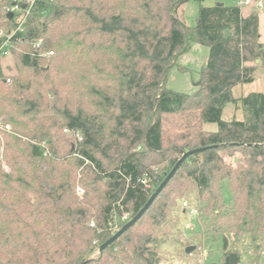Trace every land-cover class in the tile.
<instances>
[{
    "label": "trees",
    "instance_id": "16d2710c",
    "mask_svg": "<svg viewBox=\"0 0 264 264\" xmlns=\"http://www.w3.org/2000/svg\"><path fill=\"white\" fill-rule=\"evenodd\" d=\"M189 1L0 0L6 35L26 16L10 54L28 72L8 77L0 56L1 124L12 128L0 154V264H167L154 228L168 224L170 196L187 185L197 191L198 235L223 240L221 264L242 260L228 235L249 236V264H262L264 93L233 95L264 68L259 11L201 7L190 27L180 15ZM38 41L55 55L39 57ZM192 44L210 48L197 92L169 90L168 74ZM61 91L76 102L61 105ZM230 103L243 120L222 119ZM66 133L78 134L75 150L63 151ZM200 148L208 149L185 160L144 216L100 252L117 233L111 225L126 214L131 221L183 155ZM175 252L168 264H203Z\"/></svg>",
    "mask_w": 264,
    "mask_h": 264
},
{
    "label": "rangeland",
    "instance_id": "374dc122",
    "mask_svg": "<svg viewBox=\"0 0 264 264\" xmlns=\"http://www.w3.org/2000/svg\"><path fill=\"white\" fill-rule=\"evenodd\" d=\"M256 3L258 0H253ZM223 4L224 6L231 7L236 6L234 0H205L203 2H198L195 0H190L182 9L180 10V15L185 21V23L190 27H195L197 24V19L199 17V11L201 7L211 8ZM18 10H15L16 12ZM259 30L262 37L261 42L264 44V10H259ZM242 12L245 16L249 13V7L242 8ZM6 26H0V36L2 37L5 33ZM17 55L9 54L7 57H2L1 65L3 67L5 75L8 77L14 76H28V72L21 71L19 64L17 63ZM210 55V48L200 44H192L188 52L183 54L177 65L171 68L168 79L167 88L174 92L183 93L187 95H193L197 92L196 83L201 78V71L206 66ZM10 68V69H9ZM75 76V75H74ZM72 76V77H74ZM77 78V77H76ZM82 88L85 85L79 83ZM10 90V86L5 89ZM72 91V89H71ZM253 93H264V69H260L255 73L254 81L250 84L238 85L233 89V95L236 99H241L249 96ZM70 94V95H69ZM67 96L69 100L67 102ZM73 94L69 91H61V98H63V103L69 105L76 102V98H72ZM66 100V101H65ZM65 101V102H64ZM224 121H231L233 119L243 120L244 114L242 110H237L235 104H228L222 115ZM3 118L0 117V144L1 150L0 154L3 155V150L5 147L6 139L4 133L12 134V128L10 125L7 127H2ZM205 129L209 132L217 131L216 124H207ZM65 132V131H64ZM67 141L64 143V152H69L70 146L76 148L79 141L77 133H66ZM26 141V140H24ZM231 161V159H230ZM233 161V160H232ZM83 167L88 166V161H82ZM22 165V164H21ZM23 166V165H22ZM4 170L9 172L10 168L4 165ZM188 186V190L183 193H174L170 196L172 202L168 205L167 211V225L162 228H154V233L165 243L162 246V253L165 255L164 261L168 264L172 262L175 258V250H185L188 247H195L196 251L189 254V258L183 262H196L201 261L203 264H221L222 253H223V240L222 238L216 239L214 242L212 238L208 236L198 235V212L196 210L195 204L197 205V191L192 186ZM83 192L79 190V194ZM223 195L226 203L230 201V193L223 185ZM130 215L126 214L122 220H117L111 225L112 233L119 231L121 224H125L128 220L130 221ZM95 223V219L92 221ZM151 227V225H150ZM153 228V227H152ZM229 248L231 250L238 251L241 256V264H249L254 258L252 252L255 249L254 244L249 236L243 237H233L228 235ZM261 262L264 264V244L260 251ZM179 261L178 259H174Z\"/></svg>",
    "mask_w": 264,
    "mask_h": 264
},
{
    "label": "water",
    "instance_id": "95a60500",
    "mask_svg": "<svg viewBox=\"0 0 264 264\" xmlns=\"http://www.w3.org/2000/svg\"><path fill=\"white\" fill-rule=\"evenodd\" d=\"M219 7L224 6L223 4H219ZM25 8V6H23ZM9 18H13L14 13L10 12L8 14ZM257 64L260 63L259 60L256 62ZM208 148H200L196 150L189 151L183 155V157L178 161L176 166L173 168V170L170 172V174L167 176V178L164 180V182L161 183V185L157 188L155 193L150 197L148 202L145 204V206L142 208V210L130 221L128 222L121 230H119L112 238H110L107 242H105L100 247V252H103L106 250L110 245H112L120 236H122L126 231H128L130 228H132L148 211V209L152 206L156 198L162 193V191L166 188L168 183L172 180V178L175 176L176 172L179 170V168L182 166V164L187 160L190 156L202 153L206 151ZM195 250V247H188L186 249L187 254H191ZM82 264H88V262H83Z\"/></svg>",
    "mask_w": 264,
    "mask_h": 264
},
{
    "label": "built area",
    "instance_id": "2783aa9c",
    "mask_svg": "<svg viewBox=\"0 0 264 264\" xmlns=\"http://www.w3.org/2000/svg\"><path fill=\"white\" fill-rule=\"evenodd\" d=\"M234 1H235L236 6H238L240 8L252 7L255 5L257 7V9H259V10L264 9V0H258L256 3H254L253 0H234ZM28 7H31V6H28ZM19 9H20L19 6H13L12 8H10L8 10V13L14 12L15 10H19ZM25 19H26V16L21 21V24L18 27V29L16 31H14L12 34H10V35L4 34L3 35V36H7V37H6V40L4 41V43L0 46V56L1 57H7L10 54V42H11L12 38L16 35V33L19 30H21V27H22ZM34 49L36 50L37 55L41 58L50 59L55 55L54 52H52V51H50V52L42 51V41H38V42L34 43ZM8 82H9V80H8Z\"/></svg>",
    "mask_w": 264,
    "mask_h": 264
},
{
    "label": "crops",
    "instance_id": "0c3cea01",
    "mask_svg": "<svg viewBox=\"0 0 264 264\" xmlns=\"http://www.w3.org/2000/svg\"><path fill=\"white\" fill-rule=\"evenodd\" d=\"M251 9H252V8L249 7V12L251 11ZM262 10H264V9H262ZM248 14H249V13H248ZM243 15H244V14H243ZM244 16H245V15H244ZM259 20H260V17H259ZM259 22H260V21H259ZM259 31H260V30H259ZM261 40H262V37H261ZM260 69H264V68H260ZM260 69H259V70H260Z\"/></svg>",
    "mask_w": 264,
    "mask_h": 264
}]
</instances>
